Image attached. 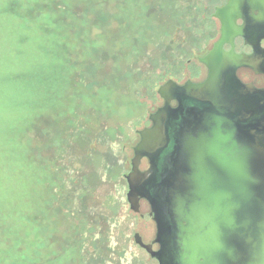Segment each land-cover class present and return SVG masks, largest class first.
I'll use <instances>...</instances> for the list:
<instances>
[{"label":"rangeland","instance_id":"374dc122","mask_svg":"<svg viewBox=\"0 0 264 264\" xmlns=\"http://www.w3.org/2000/svg\"><path fill=\"white\" fill-rule=\"evenodd\" d=\"M124 1L0 0V264H156L124 177L159 87L201 79L207 26Z\"/></svg>","mask_w":264,"mask_h":264},{"label":"water","instance_id":"95a60500","mask_svg":"<svg viewBox=\"0 0 264 264\" xmlns=\"http://www.w3.org/2000/svg\"><path fill=\"white\" fill-rule=\"evenodd\" d=\"M245 63L233 57L203 83L160 86L165 105L137 132L126 201L136 214L141 199L150 206L159 249L133 241L158 264H264V90L256 102L239 94L234 72Z\"/></svg>","mask_w":264,"mask_h":264},{"label":"flooded vegetation","instance_id":"af4514ba","mask_svg":"<svg viewBox=\"0 0 264 264\" xmlns=\"http://www.w3.org/2000/svg\"><path fill=\"white\" fill-rule=\"evenodd\" d=\"M160 1L167 5H171L176 14L187 15V18L191 20L193 26H197L204 22L207 26L205 32L207 35L204 34V38L201 36L195 39L193 38L194 40L198 39L199 42L202 39L207 42L206 46L208 47L205 50L206 52L197 58L189 54L190 52H187L188 56L185 61L189 64L193 58H196V62L203 67V71H200L202 75H200L201 79L194 80L186 76L187 78L183 82L172 79L167 80L165 83L172 81L178 86H183L187 82L193 84L203 83L209 78L211 67H213L214 63L226 65L230 63L233 57H238L246 61L245 65L238 67L234 72L235 80L240 86L244 87L239 94L244 98L256 102L258 97L255 92L264 90V0ZM152 7L153 6L144 5L142 0H125L122 9L123 12L142 14L151 12L153 10ZM197 15H201L202 18L197 19ZM195 36L194 34L193 37ZM193 39L187 38L188 41H192ZM206 58L210 62L209 66L201 61ZM164 96L168 98L170 94L165 92ZM159 98L162 103L156 110L165 105V100L161 96H159ZM226 103L228 104L227 101ZM177 105L178 103L176 100L169 101V106L171 108L174 109ZM148 122L150 125L146 128L151 126L149 118ZM143 161L145 162V167L141 169L139 166L141 172H145L149 168L148 160L144 158L141 162ZM142 202L148 205L143 199L140 200V203ZM149 213L150 206L147 214L150 218ZM155 236L156 231L154 238L149 243H144L142 241L144 244L151 245L153 251L159 249V246L153 243ZM151 259L158 264L155 259Z\"/></svg>","mask_w":264,"mask_h":264}]
</instances>
